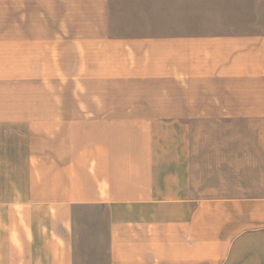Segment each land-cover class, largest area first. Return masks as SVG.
Returning <instances> with one entry per match:
<instances>
[{
	"label": "crops",
	"instance_id": "1",
	"mask_svg": "<svg viewBox=\"0 0 264 264\" xmlns=\"http://www.w3.org/2000/svg\"><path fill=\"white\" fill-rule=\"evenodd\" d=\"M0 264H264V0H0Z\"/></svg>",
	"mask_w": 264,
	"mask_h": 264
}]
</instances>
